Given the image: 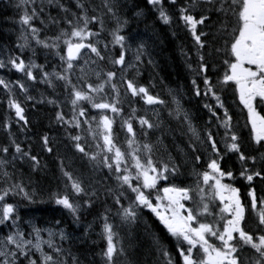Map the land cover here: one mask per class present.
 <instances>
[{"label": "snow or ice", "instance_id": "6c2138e0", "mask_svg": "<svg viewBox=\"0 0 264 264\" xmlns=\"http://www.w3.org/2000/svg\"><path fill=\"white\" fill-rule=\"evenodd\" d=\"M147 4L164 25L175 24L190 38L191 47L185 51L181 46V54L192 74L194 97L205 101L208 119L202 128L176 90L169 89L171 107L151 91L154 83L138 80L139 65L150 54L141 41L134 61L127 59L130 21L122 15L121 0H19L17 43L14 49H0V71L19 74L15 80L0 76L15 118L3 123L7 142L0 143V228L8 229L0 237V264H96L87 253L82 260L64 247L70 239L65 228H41L29 221L26 230L21 219L16 198L34 203L39 193L17 161L33 173L47 168L12 131L15 124L26 134L29 103L52 106L50 126L63 129L71 152L60 156L55 138L41 135V150L55 153L63 184L48 198L77 226L86 212L102 207L93 221H99L98 235L105 243L98 253L102 264H120L127 255L121 231L130 234L141 225L158 254L157 264H264V188L258 194L254 183L264 184V0ZM41 52L44 63L37 62ZM37 84L49 94L32 95ZM230 99L245 113L247 137L234 123ZM161 108L168 109L167 125ZM117 117L126 146L114 132ZM77 155L91 166L92 175L73 168ZM231 156L239 162L237 171L224 166ZM189 169L191 184L185 183ZM237 180L246 182L243 193ZM144 210L166 235L153 231ZM92 227L86 226L85 236ZM166 238L175 241V254L165 246Z\"/></svg>", "mask_w": 264, "mask_h": 264}, {"label": "trees", "instance_id": "16d2710c", "mask_svg": "<svg viewBox=\"0 0 264 264\" xmlns=\"http://www.w3.org/2000/svg\"><path fill=\"white\" fill-rule=\"evenodd\" d=\"M10 1L13 0H0V49L4 47L14 49L19 35V29H17L15 25V17L10 11L12 7L8 6V2L10 3ZM97 2H99V0H97ZM121 4L125 5L122 9V15L126 16L130 21L126 29V32L131 37L128 41L130 48L127 52V59L134 61L135 49L141 41L146 43L147 52L150 54V56L145 55V62L139 65L141 74L137 77L138 80L143 84H149V82L154 83L156 86L151 89V91L153 93H158L161 98L169 102L171 107H174V105H171L172 98L169 95V89L176 90L183 107L196 117L194 123L197 128H202L208 119L207 110L202 107L205 101L194 97L190 83L192 74L187 67L186 58L181 54V46H183L185 51L191 47L190 38L185 31L177 29L175 24L171 26L164 25L158 19V14L155 10L147 4V0H121ZM137 11L142 12V15L137 17L135 15ZM53 14H55V12H53ZM173 32H175V35H173ZM118 50L117 47L115 51ZM28 53L29 55L31 54L30 52ZM28 53L26 54L28 55ZM113 54H115V52ZM189 55L193 57L194 61V50L189 53ZM149 58H151L152 64L147 63ZM37 62L44 63L43 52L38 55ZM105 67L109 69L112 68L111 65H105ZM13 75L14 72L5 73L0 71V76H4L6 79H12ZM131 75H135V73H131ZM49 92L50 90L46 89L42 84H37L31 88V94L37 98L40 97L41 93H44L47 96ZM0 98L2 99V102H0V143H6L7 138L5 137H7V134L2 125L9 117L13 120L15 118L14 113H11L7 109L2 89H0ZM62 98L63 96H61V99ZM228 103L230 105V112L234 115V123H238L239 127L243 129L244 136L247 137L248 129L243 127L244 112L241 108L236 107L231 99ZM134 106L140 107L139 105ZM26 108V115L30 121L26 134L19 133L15 124L13 125L12 131L17 134L18 139L22 141L25 146L29 144L31 145L33 154H38L41 157V163L47 164V168L41 172L33 173L27 163L17 161V167L25 176L31 174L33 186L36 187L37 192L39 193L36 202L34 203H29L26 200L16 198L24 226L27 230L28 222L31 221L41 228H53V230H56L58 227H63L70 234V239L64 242L65 248H70L72 253L79 255L82 260L84 259V254L87 253L89 259L94 258L96 264H102L98 253L101 248L105 246V243L98 235L100 232L99 221L96 220L95 223H93L98 212L102 211V207L98 206L97 208L86 212L82 216L81 224L77 226L72 222V217L66 210L57 206L48 198L50 192L62 190L63 188L55 153H58L63 157L65 155L70 156L71 152L67 146L68 141L64 136L63 129L50 126V124H54V110L52 106L39 104L33 107L32 104L29 103ZM64 110L67 112L68 108L65 107ZM160 111L162 118L165 119L167 125L169 122V118L167 117L168 109L161 108ZM128 112L129 107L127 103H125V116H127ZM91 114L95 115L96 112L93 111ZM171 124L173 127L175 126L174 121H172ZM113 127L118 143L124 145L125 134L120 130L119 117L116 118V123ZM44 133L55 138L54 154H48L41 150L40 137ZM158 135H160L159 132L156 133V136ZM156 136L152 137L153 141ZM29 138L31 141H29ZM169 139H171L170 136ZM183 139L186 141L187 137L185 136ZM91 143V138L89 137V144ZM245 149L250 150L248 149L247 143L245 144ZM90 150L95 149L92 147ZM253 154L257 156L259 155L258 153ZM72 166L78 172H83L85 176L92 175L91 166L88 165L86 161L79 159L78 155L73 159ZM224 166L231 168L233 171H237L240 167L235 156L226 158ZM186 176V180H192L190 169L188 173H186ZM254 183L259 194L260 189L264 188V184H261L258 180ZM239 186L243 193L245 191V188H243V181L241 182V180H239ZM109 203H111V201H109ZM114 211L115 210H113V214ZM143 216L148 223L153 226L154 232L166 235L159 225V222L148 210H144ZM57 219L61 220V225L59 226L55 225V220ZM116 222H119L118 219ZM90 223L93 225L92 230L88 232L87 236H85V228ZM7 231L8 229L6 228H0V237H2ZM121 235L124 236L127 255L126 257L121 258L120 264H157L158 254L154 253V250L151 247V238L148 233L145 232L143 225L139 228L132 229L130 234L127 230H122ZM93 241H95V243H93ZM164 243L165 246L175 254V241L171 238H166Z\"/></svg>", "mask_w": 264, "mask_h": 264}, {"label": "bare ground", "instance_id": "6f19581e", "mask_svg": "<svg viewBox=\"0 0 264 264\" xmlns=\"http://www.w3.org/2000/svg\"><path fill=\"white\" fill-rule=\"evenodd\" d=\"M59 211V210H58Z\"/></svg>", "mask_w": 264, "mask_h": 264}]
</instances>
